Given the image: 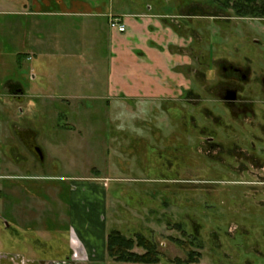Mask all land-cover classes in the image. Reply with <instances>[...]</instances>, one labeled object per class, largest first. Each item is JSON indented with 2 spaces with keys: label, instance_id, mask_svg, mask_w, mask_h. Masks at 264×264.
Wrapping results in <instances>:
<instances>
[{
  "label": "rangeland",
  "instance_id": "obj_1",
  "mask_svg": "<svg viewBox=\"0 0 264 264\" xmlns=\"http://www.w3.org/2000/svg\"><path fill=\"white\" fill-rule=\"evenodd\" d=\"M93 2L157 14L169 32L153 37L167 40L180 73L166 72L180 86L155 85L157 99L118 106L100 88H54V50L24 60L25 86L43 91L32 92L30 113L0 109V254L61 259L68 229L99 254L93 229L103 217L105 229L153 242L156 264H264V16L210 0ZM42 19L53 36L54 16ZM228 61L250 70L236 82L237 107L222 101ZM15 127L27 128V142ZM192 251L197 262H188ZM89 259L47 264H134Z\"/></svg>",
  "mask_w": 264,
  "mask_h": 264
},
{
  "label": "crops",
  "instance_id": "obj_2",
  "mask_svg": "<svg viewBox=\"0 0 264 264\" xmlns=\"http://www.w3.org/2000/svg\"><path fill=\"white\" fill-rule=\"evenodd\" d=\"M93 1L95 0H0L2 111L9 112L10 117H13L18 113H30L34 109L36 103L32 92L40 94L43 83L42 86L34 85V89L25 86L24 60H30L34 56L36 60V56L50 55L53 50L54 83H50L67 96H83L91 89L100 88L104 91L103 95L114 96L115 104L119 106L121 101L126 103L125 100L141 99L149 102L157 99L153 92L155 85L166 87L167 84L170 89L172 86H180L179 80L178 83L172 81L168 74L180 71L170 62L165 46L167 40L159 37L157 41L153 37L156 33L160 35V32H166L168 35L169 32L164 21L162 24L157 22V14L149 10L127 11L113 3L107 5V2L95 5ZM42 16H54L53 36H48V31L44 30ZM110 16L119 17L125 23L126 30L117 32L111 29L108 25ZM101 41L105 45H101ZM102 48L105 51L103 53L100 51ZM161 58L164 66L156 67V59ZM34 64L36 68V62ZM52 86L47 85L48 88ZM173 91L174 88L172 93ZM146 102L144 103L147 104ZM106 104L110 105L109 102ZM0 125L4 123L0 122ZM15 130L27 142L26 135H23L28 131L27 128L15 127ZM91 183L93 186H101L100 182ZM103 184L104 190L106 186ZM105 205L104 200V207ZM98 221L100 227L94 228L93 232L99 237V254L89 238L82 237L81 240L68 229L70 240L65 244L63 258L35 259L31 252L28 258L18 253H5L0 254V264L70 262L75 254L81 259L88 260L90 257L89 261L92 262L106 255L107 229L103 217ZM34 248L40 249L38 246Z\"/></svg>",
  "mask_w": 264,
  "mask_h": 264
},
{
  "label": "trees",
  "instance_id": "obj_3",
  "mask_svg": "<svg viewBox=\"0 0 264 264\" xmlns=\"http://www.w3.org/2000/svg\"><path fill=\"white\" fill-rule=\"evenodd\" d=\"M223 8H231L240 16H264V0H210ZM141 248L138 252L135 248ZM106 256L116 262L134 264H156L160 262L161 253L153 242L144 235L137 233L128 236L119 229L109 228L105 240ZM188 262H197L199 253L188 252ZM189 264V263H188Z\"/></svg>",
  "mask_w": 264,
  "mask_h": 264
},
{
  "label": "flooded vegetation",
  "instance_id": "obj_4",
  "mask_svg": "<svg viewBox=\"0 0 264 264\" xmlns=\"http://www.w3.org/2000/svg\"><path fill=\"white\" fill-rule=\"evenodd\" d=\"M222 69L225 72V75H227V77L230 80L229 85H227L224 94L222 95V101L223 103L227 104L228 106L231 107H237L239 104V88L238 85L236 84L237 80L242 79L245 80L247 77V74L250 72L249 69H243V67L238 66L237 64L228 61L227 64L225 65H221ZM262 83L264 86V78L262 79ZM233 91L234 92V98L233 99H226L225 97L227 95H229V92ZM210 141H208V146L209 147H213L215 145H219L218 143H210ZM264 154V152H263Z\"/></svg>",
  "mask_w": 264,
  "mask_h": 264
},
{
  "label": "built area",
  "instance_id": "obj_5",
  "mask_svg": "<svg viewBox=\"0 0 264 264\" xmlns=\"http://www.w3.org/2000/svg\"><path fill=\"white\" fill-rule=\"evenodd\" d=\"M108 25L111 29L117 32H124L126 30V25L119 17L110 16L108 19Z\"/></svg>",
  "mask_w": 264,
  "mask_h": 264
},
{
  "label": "water",
  "instance_id": "obj_6",
  "mask_svg": "<svg viewBox=\"0 0 264 264\" xmlns=\"http://www.w3.org/2000/svg\"><path fill=\"white\" fill-rule=\"evenodd\" d=\"M225 98L226 99H233L234 98V92L233 91L229 92V95H227Z\"/></svg>",
  "mask_w": 264,
  "mask_h": 264
}]
</instances>
